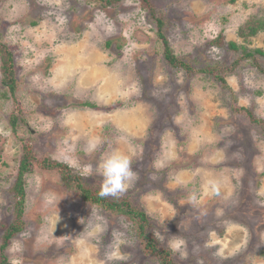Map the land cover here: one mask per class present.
<instances>
[{
  "label": "rangeland",
  "instance_id": "1",
  "mask_svg": "<svg viewBox=\"0 0 264 264\" xmlns=\"http://www.w3.org/2000/svg\"><path fill=\"white\" fill-rule=\"evenodd\" d=\"M151 2L155 19L139 0L107 9L0 0V43L13 53L16 80L10 93L0 73V235L29 145L110 200L127 197L175 264H264V135L231 111L264 124V75L236 65L226 48L264 52V34L238 36L264 17V0ZM157 19L176 57L196 70L224 68L226 87L167 66ZM219 35L221 48L211 44ZM24 180L25 226L5 251L11 264H158L128 218L84 203L55 172L34 167Z\"/></svg>",
  "mask_w": 264,
  "mask_h": 264
},
{
  "label": "trees",
  "instance_id": "2",
  "mask_svg": "<svg viewBox=\"0 0 264 264\" xmlns=\"http://www.w3.org/2000/svg\"><path fill=\"white\" fill-rule=\"evenodd\" d=\"M88 3L99 6L102 9L114 7L122 0H87ZM140 7L146 10L150 17L155 19V11L152 6L151 0H139ZM230 3H235V0H230ZM157 24V35L160 39L163 47V58L167 66L176 71H181L186 76H192L195 73H202L210 75L215 81L226 87L224 68H220L221 71L217 70L215 66H207L206 68H200L196 70L190 63L185 59L176 57L168 41L162 32V21L160 19L155 20ZM34 26L35 23H32ZM264 34V17L255 18L253 17L245 24L241 25L238 29V36L243 40L255 37L258 34ZM223 37L221 35L211 43L212 46L217 48L223 47ZM106 47H111V41H107ZM228 52L233 53L237 56L235 64H240L243 61H248L251 65L258 67L260 73L264 75V69L258 65V58L264 57V52L259 49H247L245 46H238L233 42L226 44ZM228 69H225L227 71ZM0 73L2 77V86H4L10 93H14L16 90V80L14 72V56L11 50L4 44L0 43ZM81 107L88 106L93 107L90 104H81ZM231 111L234 113H245L248 118L252 121L253 125H257L264 135V124L262 121L255 119L252 114L244 109L237 106H231ZM17 121L19 118L14 115L10 119V127L14 132L16 130ZM1 165L6 166L4 161H1ZM34 167L39 168L42 171H53L55 172L63 186L70 190L78 193L81 200L84 203H88L93 206H97L105 212L123 216L128 218L135 227V234L140 242L141 251L147 257H152L158 264H175L173 257L170 252L160 247L157 238L152 233L151 222L147 214L137 208H135L127 197L115 196L114 199L110 200L99 188L93 187L91 184L85 183L83 178L74 173V171L67 165L56 162L49 158H39L31 146L26 145L23 147V152L18 162L16 176L14 182L11 184L8 192L11 195L12 202V219L9 224L3 226L4 230L0 235V264H11L7 258L5 251L10 245L11 240L24 230L25 221L23 219L24 206H25V175L30 174L34 171ZM261 250V254H262Z\"/></svg>",
  "mask_w": 264,
  "mask_h": 264
}]
</instances>
